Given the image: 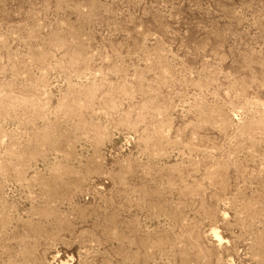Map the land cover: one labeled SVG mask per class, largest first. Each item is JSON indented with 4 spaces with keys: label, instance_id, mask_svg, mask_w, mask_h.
<instances>
[{
    "label": "rangeland",
    "instance_id": "1",
    "mask_svg": "<svg viewBox=\"0 0 264 264\" xmlns=\"http://www.w3.org/2000/svg\"><path fill=\"white\" fill-rule=\"evenodd\" d=\"M0 264H264V0H0Z\"/></svg>",
    "mask_w": 264,
    "mask_h": 264
}]
</instances>
